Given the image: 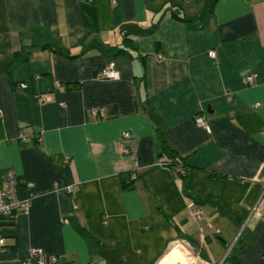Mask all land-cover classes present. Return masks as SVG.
Instances as JSON below:
<instances>
[{"label":"crops","instance_id":"crops-1","mask_svg":"<svg viewBox=\"0 0 264 264\" xmlns=\"http://www.w3.org/2000/svg\"><path fill=\"white\" fill-rule=\"evenodd\" d=\"M0 112V264H264V0H0Z\"/></svg>","mask_w":264,"mask_h":264},{"label":"built area","instance_id":"built-area-1","mask_svg":"<svg viewBox=\"0 0 264 264\" xmlns=\"http://www.w3.org/2000/svg\"><path fill=\"white\" fill-rule=\"evenodd\" d=\"M208 56L211 58L215 57V52L213 50L208 52ZM119 71L116 68V64L113 60L109 61L106 65H104L97 73V79H118L119 78ZM254 83L253 75H247L244 78L245 85H252ZM22 87H26L25 84H21ZM57 87L60 88V85L57 84ZM50 97L48 95H43L40 100L41 101H48ZM258 103H256V106ZM93 115L97 114V110L92 111ZM2 113L0 112V118ZM195 122L198 126L208 129V123L201 117H196ZM129 136L128 132H124L122 137L126 139ZM21 139L26 141L29 139V136L21 135ZM37 140L41 141L42 137L37 136ZM122 153L124 154H132V151L127 147L123 146ZM160 165L164 166L163 163ZM139 171V164L136 157L133 160V169L131 173V177L135 179L138 175ZM19 178L16 175L13 169H6L0 172V236L4 229V220L8 217H12L16 212L26 210L31 202L30 197L26 199H20L17 196V186L19 184ZM68 192H71L73 188L71 186L66 187ZM201 216L200 211L194 213L195 218H199ZM66 221V220H65ZM32 256L36 257L39 264H54L57 262L56 256H48L43 253L41 249L34 248L32 249ZM189 264H197V261L193 260L190 261Z\"/></svg>","mask_w":264,"mask_h":264},{"label":"trees","instance_id":"trees-1","mask_svg":"<svg viewBox=\"0 0 264 264\" xmlns=\"http://www.w3.org/2000/svg\"><path fill=\"white\" fill-rule=\"evenodd\" d=\"M91 2H92V0H83V4L86 5V6H90ZM172 14H173V17H175V18H177L179 20H184V18L181 15L177 14L176 12H173ZM156 26L157 25L155 24L152 27L151 30L155 29ZM125 40L129 41V42H132V39L127 38V37L125 38ZM166 150H169V149L168 148H163V150H162L163 153L162 154H166V155H168V157H171V158L174 157V154L172 152L168 151V153H166ZM162 163L164 164V166H170L172 164V161H169L168 159H166V160H163ZM189 171H190L189 167L182 166V177H184V179L186 180L185 181V192H186V194H188V196H190L191 198H194L193 195L190 193V190H189L190 189L189 183H188L189 175H190ZM130 185H131V183L125 184V186H127V187H129ZM194 200H198V198H194Z\"/></svg>","mask_w":264,"mask_h":264},{"label":"water","instance_id":"water-1","mask_svg":"<svg viewBox=\"0 0 264 264\" xmlns=\"http://www.w3.org/2000/svg\"><path fill=\"white\" fill-rule=\"evenodd\" d=\"M173 245H171L170 247H172Z\"/></svg>","mask_w":264,"mask_h":264}]
</instances>
